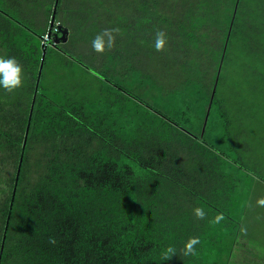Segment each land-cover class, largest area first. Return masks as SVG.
Returning <instances> with one entry per match:
<instances>
[{
	"label": "trees",
	"instance_id": "1",
	"mask_svg": "<svg viewBox=\"0 0 264 264\" xmlns=\"http://www.w3.org/2000/svg\"><path fill=\"white\" fill-rule=\"evenodd\" d=\"M53 5L0 0V21L9 19L0 25L25 31L3 36L0 26V46L27 74L25 94L0 88V248L9 216L0 264H192L180 248L162 260L163 228L151 215L173 197L197 202L191 213L204 208V220L185 219L196 231L217 213L227 221L212 202L220 181L210 166L215 154L241 162L200 138L213 121L227 126L218 91L236 56L264 72V0H58L50 29ZM64 28L67 45L80 36L85 47L106 28L126 39L90 69L107 84L101 97L58 101L41 83L48 49L80 61L53 43ZM156 30L168 36L162 52Z\"/></svg>",
	"mask_w": 264,
	"mask_h": 264
},
{
	"label": "rangeland",
	"instance_id": "2",
	"mask_svg": "<svg viewBox=\"0 0 264 264\" xmlns=\"http://www.w3.org/2000/svg\"><path fill=\"white\" fill-rule=\"evenodd\" d=\"M7 10L13 9L8 5ZM8 20L6 18L0 22ZM0 26L3 36L25 33L20 25L14 23ZM118 38L116 37L114 49L121 47V51L127 41L119 35ZM81 42L83 41L80 36L73 39L71 45H67V41L62 42L66 43L71 54L80 58L81 62L68 52L66 54L60 50L48 49L46 53L45 50L46 60L41 83L45 85L47 93L58 101L68 94L88 99L99 98L108 89L105 80L99 75L90 74L91 68L103 69V56L93 51L92 41L85 44V47ZM43 51L44 48L41 53ZM6 52L0 46V56L6 57ZM236 59L225 86L218 91L220 97H226L225 107L229 110L227 126L224 129L218 121H213L206 126L200 139L241 163L235 162L233 165L219 154L214 155L216 163L212 162L210 167L213 173L210 174L218 177L220 184L217 186V196L215 200L212 198V202L229 217L227 216V221L211 225L206 232L219 236L220 252L232 251L231 260L225 264H264V207L257 205V201L264 198V72L252 68H261L263 62H256V65L247 68L239 65L243 61L240 56H236ZM23 69L26 80V68L23 66ZM25 80L24 85L14 93H26ZM235 83L238 87L233 86ZM251 86L255 87L254 91ZM253 175L258 180H254ZM226 222L228 225L225 226ZM231 234L236 238L235 243L232 242ZM227 246L231 248L226 249ZM203 253L207 255L206 262L210 264L213 255L207 249Z\"/></svg>",
	"mask_w": 264,
	"mask_h": 264
},
{
	"label": "clouds",
	"instance_id": "3",
	"mask_svg": "<svg viewBox=\"0 0 264 264\" xmlns=\"http://www.w3.org/2000/svg\"><path fill=\"white\" fill-rule=\"evenodd\" d=\"M120 33L119 28H106L99 32L91 42V46L94 52L98 54H104L106 51H110L116 40V35ZM168 45V36L165 32L161 30H156L154 39V48L157 52H162L166 49ZM91 75H98L94 71L90 70ZM25 73L23 66L15 57H5L0 56V88L4 89L9 94L13 93L17 89L24 85ZM254 180H258V177H252ZM258 206L264 207V198L257 201ZM194 217L198 220H204L207 213L203 207L197 206L192 209ZM225 220L223 213H217L212 220L209 221L211 224H220ZM49 243L55 244L54 238H49ZM201 243L198 236L189 237L184 243L183 247L180 249L181 255L196 256L197 255V245ZM176 248L169 245L163 249L161 253V258L163 261L170 260L176 255Z\"/></svg>",
	"mask_w": 264,
	"mask_h": 264
},
{
	"label": "crops",
	"instance_id": "4",
	"mask_svg": "<svg viewBox=\"0 0 264 264\" xmlns=\"http://www.w3.org/2000/svg\"><path fill=\"white\" fill-rule=\"evenodd\" d=\"M232 164L234 165V163ZM192 204L198 203H189V201L185 199L181 200L175 199L173 197H168L163 200V203L159 209L154 210V213L151 215V218H154L153 225L155 227L156 224H159L163 228L160 240L161 243L163 242L162 244H160L161 252L169 245L181 249L189 237L198 236L201 240V243L197 245V255L193 256L194 259L192 261V264H208L205 258L207 257V255L203 253V250L206 249L209 250V252L211 253H209L210 255H213V260H210V264L228 263L231 260L232 251L230 250L227 253L219 251V247L221 248V245L219 243L220 238L218 235H212L207 233L206 231H196L191 226L187 225L185 221L186 217L188 215L194 217L193 213H191L190 210H187L188 206H191ZM226 225H228V223L225 224V226ZM231 236V239H233L232 242L235 243L236 238H233L232 234ZM154 247L158 249V245H155ZM230 248L231 247L228 246L226 247V249Z\"/></svg>",
	"mask_w": 264,
	"mask_h": 264
},
{
	"label": "water",
	"instance_id": "5",
	"mask_svg": "<svg viewBox=\"0 0 264 264\" xmlns=\"http://www.w3.org/2000/svg\"><path fill=\"white\" fill-rule=\"evenodd\" d=\"M57 1L58 0H54V5L52 7V12H51V17H50V24H49V28L50 29L52 28V24H53V21H54V16H55V11H56ZM50 29L48 31V34L51 33V30ZM66 39H67V29H65V28L64 29H61L59 31V34H55L54 33L52 35V40H53V43L54 44H57L60 41L65 42ZM44 54H45V48H44V51H43L42 56H41L40 65H39V69H38V76L37 77H39V74H40V71H41L42 60H43ZM37 80H38V78H37ZM25 140H26V132H25V136H24V141H23L22 149H21V155H20L18 169H17V174H16V180H17V177H18V173H19V169H20V163H21V160H22L23 152H24ZM16 180H15V184H16ZM14 190H15V186H14ZM12 200H13V195H12V199L10 201L9 211H10L11 206H12ZM8 220H9V216L7 218L6 225H5V228H4V234H3V238H2V242H1L0 252L3 249V243H4V239H5V234H6L7 226H8Z\"/></svg>",
	"mask_w": 264,
	"mask_h": 264
},
{
	"label": "built area",
	"instance_id": "6",
	"mask_svg": "<svg viewBox=\"0 0 264 264\" xmlns=\"http://www.w3.org/2000/svg\"><path fill=\"white\" fill-rule=\"evenodd\" d=\"M44 39H46V40H47V39H48V36H47V35H45Z\"/></svg>",
	"mask_w": 264,
	"mask_h": 264
}]
</instances>
